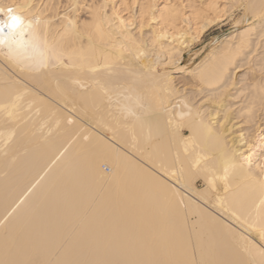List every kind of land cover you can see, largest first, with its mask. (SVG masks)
Segmentation results:
<instances>
[{"label":"bare ground","instance_id":"obj_1","mask_svg":"<svg viewBox=\"0 0 264 264\" xmlns=\"http://www.w3.org/2000/svg\"><path fill=\"white\" fill-rule=\"evenodd\" d=\"M0 8L25 25L0 44V264H264V0Z\"/></svg>","mask_w":264,"mask_h":264},{"label":"rangeland","instance_id":"obj_2","mask_svg":"<svg viewBox=\"0 0 264 264\" xmlns=\"http://www.w3.org/2000/svg\"><path fill=\"white\" fill-rule=\"evenodd\" d=\"M98 1H100V0H92V1L91 0H84V2L86 4L90 3V2H98ZM116 1L118 2V4L121 3V0H116ZM135 9H136V11L134 10L135 12H131L132 10H129V9L127 11L125 10L122 12L123 15H126L125 18L126 17L128 18V16L132 13V15H130L131 17L129 16V20L135 19L134 20L135 24L132 27L133 31H135L136 29H138L140 27L139 26V18L137 15V6ZM128 11H130V12H128ZM249 11H246L244 7L232 8L231 10H229L227 12L226 16L222 19V21L218 20V21L214 22L212 25H210L202 33V35H200V37H198L197 41H196V38H194L193 39L194 41L192 40L189 43H185L183 45L185 48L183 46L182 47L186 51L183 50L184 54L183 53L181 54V58H182L181 61H183V65L184 64L190 65L191 63H195V64L198 63L206 55V53L209 51V49L212 46L220 43V41H222L225 37L231 35L234 31L238 30L242 26L244 21H249V22L253 21L254 13L251 10H249ZM133 13H134V15H133ZM82 14L84 15L85 13L83 12ZM132 16H133V18H132ZM143 30L147 31L148 28L144 27ZM190 30H189L190 32H193L192 28H190ZM188 44L190 46H188ZM160 72H164V74H166L167 76H174L177 84L178 85L180 84L179 86H183L185 83L186 77L184 75H182L180 73L170 72L168 67H165V68L160 67ZM244 72H245L244 68L240 69L238 72V78L239 77L241 78V76L244 74ZM235 122H237V120ZM105 170L107 172H109L110 168L105 167ZM197 185L199 187H201L202 181H198Z\"/></svg>","mask_w":264,"mask_h":264},{"label":"snow or ice","instance_id":"obj_3","mask_svg":"<svg viewBox=\"0 0 264 264\" xmlns=\"http://www.w3.org/2000/svg\"><path fill=\"white\" fill-rule=\"evenodd\" d=\"M0 12H5V9L0 8ZM5 14L9 17V19L6 21H0V44L6 43L8 36L16 33L21 34V39L17 40L16 43L23 44L24 41L22 36L25 25L22 16L15 14V10L13 8H8Z\"/></svg>","mask_w":264,"mask_h":264}]
</instances>
